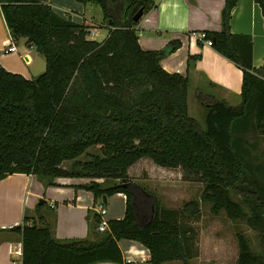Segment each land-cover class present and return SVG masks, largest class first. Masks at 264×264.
Listing matches in <instances>:
<instances>
[{"label": "trees", "instance_id": "16d2710c", "mask_svg": "<svg viewBox=\"0 0 264 264\" xmlns=\"http://www.w3.org/2000/svg\"><path fill=\"white\" fill-rule=\"evenodd\" d=\"M77 1L101 8L109 28L101 41L89 38L88 26L40 0H0L10 36L24 39L45 63L31 78L0 66V179L23 173L52 185L57 177L88 178L83 187L95 199L124 193L125 212L100 232V217L90 210L93 239L67 240L56 239L42 216L25 215L15 228L22 235V264L122 262L120 239L146 247L150 264H189L198 255L192 221L202 202L259 235L261 251L254 253L237 232V264H264V162L254 154L258 140L264 141V62L254 67L251 37L230 30L236 0H225L220 30L204 34L241 69V101L231 106L196 91V100L205 104L203 126L188 113V77L160 65L179 40L160 50L138 44L132 17L140 7L150 9L153 0ZM255 1L264 19V0ZM141 158L200 182L199 198L179 209L164 207L127 174Z\"/></svg>", "mask_w": 264, "mask_h": 264}, {"label": "crops", "instance_id": "0c3cea01", "mask_svg": "<svg viewBox=\"0 0 264 264\" xmlns=\"http://www.w3.org/2000/svg\"><path fill=\"white\" fill-rule=\"evenodd\" d=\"M40 1L51 5L61 17L88 26L91 39L96 40L101 27H108L102 10L96 12L95 4H83L77 0ZM224 3L225 0H153V6L143 12L137 22V37L143 50H160L170 41L179 40V47L160 59L161 67L169 73L186 75L189 90H202L216 100L236 106L241 101V69L192 34L220 30ZM229 27L232 33L251 37L252 64L256 68L262 66L264 19L259 4L255 0H236L230 11ZM11 38L0 12V66L26 78L36 76L45 66L40 62L41 56L28 47L24 39ZM10 42L17 51L5 53ZM146 160L136 161L127 169V174L131 175L132 169L135 172L142 169V162ZM152 163L145 166L158 176L156 169H168ZM89 181L84 177H57L54 184L44 185L36 176L23 173H12L0 179V264H22V235L15 228H21L25 215L36 219L42 216L58 240L93 239L88 233L86 217L88 211H96L100 205L106 210V220L122 218L125 194L118 192L106 196L103 202L102 198L95 199L92 192L83 187ZM96 181L102 182L101 179ZM39 199L43 202L39 203ZM18 225L20 227H16ZM117 244L122 262L94 264H150L149 251L141 243L120 239Z\"/></svg>", "mask_w": 264, "mask_h": 264}, {"label": "rangeland", "instance_id": "374dc122", "mask_svg": "<svg viewBox=\"0 0 264 264\" xmlns=\"http://www.w3.org/2000/svg\"><path fill=\"white\" fill-rule=\"evenodd\" d=\"M93 6L96 8V12H101V9L97 5ZM101 24H104V22ZM101 28L96 38L98 41H101L109 31L108 27ZM40 62L44 63L42 57L40 58ZM44 68L38 74L43 72ZM200 91L208 94L202 90ZM195 93L196 91L189 90L188 113L203 126L205 104L201 105L196 100ZM208 95L212 96L210 93ZM256 149V152H254L255 156H258L259 159L264 162V141L258 140V148ZM150 162H152V160L147 158L146 161L142 162V169L136 172L132 169L130 172L131 175L128 176L134 182L142 184L155 193L164 207L179 209L183 202L199 198L202 190V184L200 182L182 180V174L179 169H172L171 171L167 169L162 171L158 168L156 169L157 173L160 174L158 176L156 172H153V170L151 172L150 168L145 166L148 164L151 166ZM152 164L156 166L155 163ZM137 168L138 166L134 167V169ZM149 175L151 177H149ZM234 198L236 197L234 196ZM192 225L195 227L197 233L196 245L198 248V255L192 258L189 264H237L238 246L236 234L239 231L244 233L249 242L250 249L254 253H260L261 251L260 239L256 231L249 228L244 221L231 220L226 216L224 211L213 214L209 203H201L200 216L198 220L192 221ZM161 264L183 263L180 261H169Z\"/></svg>", "mask_w": 264, "mask_h": 264}, {"label": "built area", "instance_id": "2783aa9c", "mask_svg": "<svg viewBox=\"0 0 264 264\" xmlns=\"http://www.w3.org/2000/svg\"><path fill=\"white\" fill-rule=\"evenodd\" d=\"M195 37H197L199 40H201V41H203L205 44H207V45H210L211 44V42H210V40L209 39H206L205 38V34H204V32H200V33H192ZM13 38H11V40H12ZM17 50H16V47H15V45L13 44V42H10L9 44H8V46L6 47V49L4 50V52L5 53H8V52H16ZM52 207H53V205H52ZM98 215H99V217H100V223L98 224V227H97V230L98 231H100V232H102V231H105V230H107L108 229V223H107V220L105 219V214H106V210H105V208L102 206V205H100L97 209H96V211H95Z\"/></svg>", "mask_w": 264, "mask_h": 264}, {"label": "water", "instance_id": "95a60500", "mask_svg": "<svg viewBox=\"0 0 264 264\" xmlns=\"http://www.w3.org/2000/svg\"><path fill=\"white\" fill-rule=\"evenodd\" d=\"M142 14H143V8L140 7V8L135 12V14H134L133 17H132L133 21H134V22H138L139 19H140L141 16H142ZM105 200H106V196L103 195V202H105ZM42 202H43V199H39V203H42ZM14 227H15V226L11 227V229H13ZM16 227H20V226L18 225V226H16Z\"/></svg>", "mask_w": 264, "mask_h": 264}]
</instances>
